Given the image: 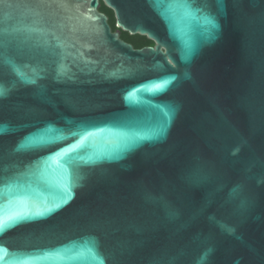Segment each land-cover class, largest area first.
Masks as SVG:
<instances>
[{
    "label": "water",
    "instance_id": "obj_1",
    "mask_svg": "<svg viewBox=\"0 0 264 264\" xmlns=\"http://www.w3.org/2000/svg\"><path fill=\"white\" fill-rule=\"evenodd\" d=\"M0 93V264H264V0H0Z\"/></svg>",
    "mask_w": 264,
    "mask_h": 264
},
{
    "label": "trees",
    "instance_id": "obj_2",
    "mask_svg": "<svg viewBox=\"0 0 264 264\" xmlns=\"http://www.w3.org/2000/svg\"><path fill=\"white\" fill-rule=\"evenodd\" d=\"M99 11L104 13V14H106L108 17H111V27H112L113 31L119 30L117 28L116 17H115V14H114L112 9L107 8L105 6V4L103 2H101V6L99 8ZM121 33L125 36V38L126 37H129L130 39L133 38V36H131L130 34H128L126 32L122 31ZM138 37H140V40L138 42H135L136 48H142V47H145V46H152L153 43H154L151 40H149L147 37H144V36H141V35H138Z\"/></svg>",
    "mask_w": 264,
    "mask_h": 264
},
{
    "label": "flooded vegetation",
    "instance_id": "obj_3",
    "mask_svg": "<svg viewBox=\"0 0 264 264\" xmlns=\"http://www.w3.org/2000/svg\"><path fill=\"white\" fill-rule=\"evenodd\" d=\"M109 23H110V25H111V17H109ZM122 34V33H121ZM122 39L123 40H125L127 43H129V44H133L134 45V47L136 48V46H135V42H136V40H134L133 38L132 39H130L129 37H126L125 38V36L122 34ZM131 41H130V40ZM155 45V43H153V45L152 46H145V47H153ZM142 48H144V47H142Z\"/></svg>",
    "mask_w": 264,
    "mask_h": 264
},
{
    "label": "snow or ice",
    "instance_id": "obj_4",
    "mask_svg": "<svg viewBox=\"0 0 264 264\" xmlns=\"http://www.w3.org/2000/svg\"><path fill=\"white\" fill-rule=\"evenodd\" d=\"M2 94V93H0ZM15 221L13 220V223ZM7 227H9V222L8 221H5V220H0V231H3L5 230Z\"/></svg>",
    "mask_w": 264,
    "mask_h": 264
},
{
    "label": "rangeland",
    "instance_id": "obj_5",
    "mask_svg": "<svg viewBox=\"0 0 264 264\" xmlns=\"http://www.w3.org/2000/svg\"><path fill=\"white\" fill-rule=\"evenodd\" d=\"M133 39L136 40V42H138L140 40V37H138V35H132Z\"/></svg>",
    "mask_w": 264,
    "mask_h": 264
}]
</instances>
